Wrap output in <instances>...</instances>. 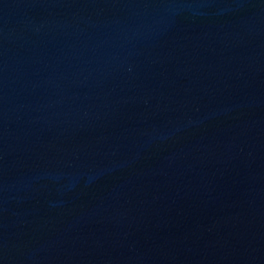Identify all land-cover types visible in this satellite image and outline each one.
Segmentation results:
<instances>
[{
	"label": "water",
	"instance_id": "water-1",
	"mask_svg": "<svg viewBox=\"0 0 264 264\" xmlns=\"http://www.w3.org/2000/svg\"><path fill=\"white\" fill-rule=\"evenodd\" d=\"M0 264H264V0H0Z\"/></svg>",
	"mask_w": 264,
	"mask_h": 264
}]
</instances>
